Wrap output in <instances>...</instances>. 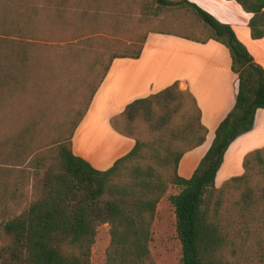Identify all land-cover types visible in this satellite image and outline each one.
<instances>
[{"label": "trees", "instance_id": "1", "mask_svg": "<svg viewBox=\"0 0 264 264\" xmlns=\"http://www.w3.org/2000/svg\"><path fill=\"white\" fill-rule=\"evenodd\" d=\"M40 1L27 3L18 13L24 16L18 38L0 37V119L8 101L26 96L37 74L49 70L50 58L41 54L49 48V27H64L65 34L68 26L76 28L69 40L79 39L78 45L64 50L65 62L84 60L87 52H94L92 44L99 33L95 26L104 12L102 0H92L97 6L91 10L81 0ZM235 1L252 14L251 37L263 38L264 0ZM141 8V22L150 20L156 9L183 8L207 27L208 34L204 38L177 35L199 42L214 39L229 49L232 69L239 77L234 107L217 127L192 176L186 178L178 173L180 160L202 145L208 134L196 98L180 89L178 81L137 98L111 119L112 126L133 138L135 145L111 167L98 169L75 154V130L113 60L139 58L150 32L139 40L134 52L114 51L105 66V62H94L91 73L104 66L103 73L91 88L84 112L59 135L55 145L37 144L38 115L0 138V264H92V248L98 228L104 224L110 231L106 264H156L149 247L152 225L158 203L170 185L180 188L170 201L182 244L181 264H231L224 253L235 245L227 224L235 213L229 209L236 207L243 215L261 206L264 213V147L245 156L242 175L221 186L215 184L227 149L253 129L257 110L264 108L263 67L230 24L190 0H143ZM73 15H78L76 21ZM10 22L14 26L16 17L11 16ZM65 62L59 74L77 77Z\"/></svg>", "mask_w": 264, "mask_h": 264}, {"label": "rangeland", "instance_id": "2", "mask_svg": "<svg viewBox=\"0 0 264 264\" xmlns=\"http://www.w3.org/2000/svg\"><path fill=\"white\" fill-rule=\"evenodd\" d=\"M34 1L36 0H0V37L16 39L20 36L24 16H18V13L24 11L27 3H34ZM142 1L102 0L104 12L96 22L98 24L95 29L99 33L95 34L92 44L94 52H87L84 60L67 63L61 55L64 50L66 52L73 45H78L76 42L79 39L69 40L72 37L69 35L70 32L76 29L74 26L66 27L68 29L66 34L62 30L64 27H49V37L46 41L49 48L41 52L42 56L46 55L50 58L49 70L45 73L42 70L37 74L36 83L31 82V90L26 96L8 101L4 116L0 119V138L24 123H28L33 118L32 115H38L41 118L37 144L55 145L59 135L70 129L84 112L91 88L100 78L108 58L114 51L134 52L140 44L139 40L152 31H170L196 38L207 36V27L193 13L183 8L156 9L150 20L141 22ZM81 2L89 10L97 6V3L92 0H84V2L81 0ZM11 16L16 17L14 26L10 22ZM72 18L76 21L78 15H73ZM9 33L13 35H8ZM97 53L100 55L96 56ZM103 58L106 60L103 61ZM96 61L105 62L104 66L97 67L96 72L91 73L92 65ZM62 62L68 64L67 67L78 76L67 78L60 75ZM139 125L142 128L145 127L142 122ZM86 127L87 130L84 127L79 133L77 147L80 146L87 152L93 151L97 155L101 154L102 150L96 145L100 140L108 138L106 132L95 124H89ZM179 191L178 186L170 185L157 206L149 243L156 264L182 263V244L176 229L175 208L170 201V196ZM262 211L263 207L258 206L239 215L236 207L229 209L230 213H235L227 220L235 245H229L224 253L231 264H264V213ZM109 244V225L104 224L98 228L92 248V264H106V251Z\"/></svg>", "mask_w": 264, "mask_h": 264}, {"label": "crops", "instance_id": "3", "mask_svg": "<svg viewBox=\"0 0 264 264\" xmlns=\"http://www.w3.org/2000/svg\"><path fill=\"white\" fill-rule=\"evenodd\" d=\"M190 1L219 21L230 24L255 62L264 69V37H251V13L235 0ZM176 81L180 89L189 90L194 95L201 110V122L208 128L205 142L185 153L180 160L178 173L186 178L191 177L210 148L217 127L234 107L239 89V77L232 69L231 53L223 43L214 39L199 42L177 34L150 32L139 58H115L75 130V154L98 169L111 167L135 145L133 138L119 133L112 126L111 119L133 100L157 93ZM89 124L98 125L106 132L108 138L96 145L102 150L101 154L87 152L76 145L80 131L84 127L87 130ZM263 147L264 108H259L253 129L237 137L227 149L216 175V186H221L233 176L242 175L245 156Z\"/></svg>", "mask_w": 264, "mask_h": 264}]
</instances>
